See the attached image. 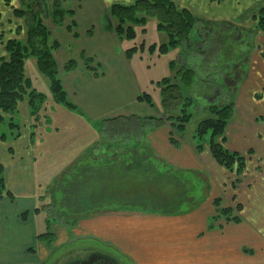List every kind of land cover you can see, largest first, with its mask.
Here are the masks:
<instances>
[{
    "label": "crops",
    "instance_id": "1",
    "mask_svg": "<svg viewBox=\"0 0 264 264\" xmlns=\"http://www.w3.org/2000/svg\"><path fill=\"white\" fill-rule=\"evenodd\" d=\"M58 1L66 12L62 22L56 23L48 16L45 24L51 36L59 42L54 55L62 85L80 111L69 110L71 112L66 114L60 108L59 112H51L47 109V103L51 106V102L45 100L41 111H50L49 118L53 120L55 131L58 132L60 124H70L73 135L83 136L86 127H95L92 121L125 115L160 114L154 112L147 103L137 100V95L142 92L139 84L146 80L149 84L153 83L154 79L146 78L145 75L159 61H162V68L166 65L170 68V75L165 76H173L177 66H187V62L178 56V48H171L163 54L157 50L152 53L148 51V45H158L167 40L164 32L165 36L158 34V41L147 39L149 28L157 30L156 19L152 17L145 25L135 26L136 36L133 39L118 38L108 8L113 3L133 0ZM172 1L198 18L195 27L204 43L207 39L203 38L204 31H213V26L218 27L217 24L228 23L240 29L236 35L238 38L244 35L245 30L252 31L248 35L254 36V46L243 61L247 68L245 70L234 61L233 70H238L240 78L231 89V97L223 100L232 101L234 105L224 131V146L245 156V169L234 183V173L212 157L207 145L208 138L203 141L202 148L198 149L195 129L186 133L185 126L177 132L169 123H163L146 133L143 141L152 157L158 159V166L166 167L170 170L167 175L173 176L170 180L158 179V182L174 186V192H165L170 195L163 199L164 203L177 200L178 206L166 208L159 205L145 209L131 205L125 206V209L121 206L102 208L101 211L98 208L99 211L91 215L90 211H85L73 226L61 228L65 238L58 240L56 237V244L58 242L63 247L76 238L86 237L90 243L98 241L116 248V253L131 264H264V31L256 29L253 18L264 0ZM19 7L18 0H9V4L0 0V56L6 54L3 45L7 39L25 36L23 20L13 13V9ZM73 26L74 31L71 30ZM205 33L208 36L212 32ZM140 42L145 47L131 57H126L125 50ZM198 45L204 44L198 41ZM84 57L91 58L89 67ZM173 57L178 58V61ZM70 58L76 60V66L66 71L63 64ZM171 60H174V66ZM125 83L136 86L125 103L120 99V92L110 93L99 89L100 84L115 89ZM214 100L215 97L211 101ZM115 110H121V113ZM30 119L28 102L22 100L18 104L17 113L12 117L16 124L13 127L17 128L15 135L11 132V138L7 140L6 134L0 131V164L4 170L6 189L11 194L0 198V264H66L68 260L60 254L59 246L46 245L36 238L38 233L34 215L40 205H36L40 194L36 195L34 191V169L35 165L41 168L39 164L45 160L47 132L34 133L37 137L34 145L31 140L34 129L30 127L33 121ZM91 132V140L94 142L100 137V131L92 129ZM90 146L82 145L73 151L71 157L64 160L62 168L65 169L68 162L79 156L81 159L87 158L92 152V149L91 152L86 150ZM103 150L101 148L99 152L103 153ZM126 151L123 148L124 154ZM81 163L86 161L81 160ZM106 174L109 178V174ZM134 174L143 181L146 178L141 169ZM65 179L64 175V184L67 183ZM150 181L154 183L156 179ZM195 182L201 189L199 193L193 190L174 199L177 185L191 184L193 187ZM101 189L92 188L95 198L102 195L99 192ZM121 194L127 198L137 195L123 191ZM142 196L147 201L159 200L146 193ZM185 201L187 205L183 207ZM218 207L231 208L229 215L237 216V220L226 219L223 215L215 217ZM71 258L73 264H79L74 254Z\"/></svg>",
    "mask_w": 264,
    "mask_h": 264
},
{
    "label": "trees",
    "instance_id": "2",
    "mask_svg": "<svg viewBox=\"0 0 264 264\" xmlns=\"http://www.w3.org/2000/svg\"><path fill=\"white\" fill-rule=\"evenodd\" d=\"M53 1L51 11L49 13L46 12L45 16H50L56 23L62 22L66 12L58 0L59 3H56V0ZM25 2L26 0L23 3ZM41 10L42 7L39 0H30L27 8L19 7L13 9L14 16L24 17L25 36L23 38H9L3 45L6 54L0 56V124L8 118L7 124L11 127L16 126L15 122L12 121V117L17 113L18 104L22 100H27L31 115H35L41 106L44 105L46 96L33 87L31 78L25 74V59L30 56L36 59L38 71L48 78L49 90L53 101L63 104L69 110L80 111L78 106L67 96L58 75L54 51L59 47V42L51 37L50 31L43 21ZM108 11L113 18V28L118 38L133 39L135 37L134 25H145L148 20L147 17H154L157 30L164 32L167 40L158 45L156 43L148 45L147 49L151 53L155 50L160 54L166 53L169 49L183 42L186 43V46H189L190 32L198 23V18L193 13L184 7H179L172 0L118 2L111 4ZM253 18L255 19L256 29L264 31V4L253 14ZM144 47V43L140 42L127 48L125 55L126 57H131L133 53L142 50ZM83 59L89 67L88 63L91 58L84 57ZM170 63L172 66L175 65L174 60H171ZM75 66L76 60L70 58L64 62L63 69L69 71ZM194 73L195 71L192 67L179 64L173 76H164L156 81V86L159 88L160 103L163 107V111L160 114L154 116L125 115L92 121L101 134L98 147L95 150L89 148L87 151L91 152L90 150L92 149V152L89 153L87 158L81 159L79 156L70 164L68 170L66 167L63 172V176L68 175L65 179L67 180L66 185H71L82 177V180L89 181L91 188L88 191H85L86 188L82 190L76 188V197L74 199H72L66 189H63V191L66 190L65 195L67 193L68 199L86 200L87 198L84 199L82 191H85V195H92L93 187L106 188L105 186L98 187L97 176L108 173L110 178H115L114 173H118V171L124 173L126 169L131 171L141 169L147 179L154 180L161 177V179L170 180L173 177L167 175L170 170L166 167H163V169L162 166H158V159L152 157L151 151L144 143L143 138L146 133L163 123H169L177 132L184 129L192 117V110L190 111L189 108L193 106L194 100L183 89H188L193 85ZM236 73L234 72L231 77L226 76V82L230 89H233L240 78V73ZM137 100L143 101L151 107L155 105L151 94L146 91L140 92L137 95ZM206 108L208 115L199 119L194 130L196 147L201 149L204 136L209 134L207 145L212 157L218 164L235 174L234 183H236L245 169L246 158L243 154L229 150L224 146V131L233 113V102L222 101L216 103V101H212L207 104ZM8 115H10V119ZM0 136L2 137V135ZM126 139L128 140L126 141ZM170 139L173 140V137ZM101 148H104V156H107L111 150L110 155L116 152L118 157L110 158V160L106 161H102L100 158L96 160L94 157L92 158L93 154L95 156ZM123 148L127 150L125 154L122 152ZM81 160L86 161V163H81ZM120 164L121 167L124 164L126 169H118ZM82 167H84L83 170H81ZM63 176L60 177L62 180ZM175 178L178 179L177 176ZM73 185H76V183ZM112 186L114 187V184ZM108 188L110 187L108 186ZM176 190V194H178L185 189L184 186L177 185ZM4 195L11 194L6 189L4 170L2 164H0V198ZM179 197L182 196L179 195ZM93 198L89 197L88 200ZM174 199H176V196ZM63 200L65 199L63 198ZM230 209L229 207H218L215 217L223 215L226 216V219L237 220V216L229 215ZM82 213H85V211ZM81 214L74 219L72 224L81 217ZM53 235L52 232L45 231L38 233L37 237L51 241L54 239Z\"/></svg>",
    "mask_w": 264,
    "mask_h": 264
},
{
    "label": "rangeland",
    "instance_id": "3",
    "mask_svg": "<svg viewBox=\"0 0 264 264\" xmlns=\"http://www.w3.org/2000/svg\"><path fill=\"white\" fill-rule=\"evenodd\" d=\"M7 4H9V0H5ZM30 0H26L25 3L24 0H18L21 8H27V5H29ZM41 2V15L43 17V21L46 22V16L45 13H49L51 11V6H53V0L51 3V0H39ZM56 3H59L57 0ZM50 15V14H48ZM24 18V17H23ZM21 18L22 20H24ZM152 17H147V19H150ZM23 28L25 29V24L23 23ZM135 26L139 25H134ZM141 26V25H140ZM215 26V25H214ZM213 26L212 30H205L204 31V39L207 38L205 43L204 40H201V36L199 37V33H197V28L194 27L192 31L190 32V45L186 46V43L183 42L182 44L173 47L178 48L179 53L178 56L182 58L183 60H186L187 66H190L194 69V79H193V85L188 89H183L186 93L190 94L193 98V106H191L189 109L192 112V117L190 121L186 124V133L193 132L195 129L197 122L200 118L205 117L208 115L207 111V104L209 102H212V98L216 100V103H220L223 100L229 99L231 97V89L229 88V85L225 84L227 78L224 79V76L231 77L234 73V61H237L240 65V67H244L245 70L247 66L243 61H245L246 56L250 53L252 49V45L254 46L253 42L255 41L254 36H249V32L245 30L243 33L244 35L241 38L236 37L238 34V28L235 29V27L231 24L224 23V24H217L218 27ZM220 26V27H219ZM74 29V26L71 28L72 31ZM152 30V31H151ZM212 32L211 34H208L206 36L205 32ZM158 31L156 29H150L149 33L147 34L148 40L158 41V34L161 36H165L163 32L157 33ZM25 34V33H24ZM136 36V31H135ZM52 37V36H51ZM235 37V38H234ZM54 38V37H52ZM198 41H201L204 45H198ZM199 47H198V46ZM181 50V53H180ZM190 50L192 53H190ZM240 51V52H239ZM168 52V51H167ZM166 52V53H167ZM249 52V53H248ZM226 56H225V55ZM177 57V56H176ZM176 57H173L178 61ZM74 59V58H73ZM214 63V64H210ZM162 61H159L157 64H155V67H150V71L146 73L145 77H151L153 78V83L143 82L142 84H139L140 91H146L151 94L152 100L154 102V106L151 107L154 112L161 113L163 111V107L160 103V94H159V88L156 86V80L160 79L162 76L170 75L171 71L169 66H164V68L161 67ZM214 65V66H213ZM238 69V68H237ZM137 75L139 73L138 69L136 68ZM25 73L28 75L31 80L33 86L37 87V90L44 93V95L47 97L45 99L46 101L49 100L51 102V106L49 102L47 103L49 109L51 112L53 110H57L59 112V109L61 108L63 112L68 114L69 109L65 107L63 104H56L51 96L50 90H49V80L46 76L42 75L38 69L36 64V59L34 57H29L25 62ZM238 74V70L237 73ZM242 74V72H241ZM140 77V75H139ZM136 86H132V84L125 83L124 86L119 88H111L107 84H100L99 89L104 91H110V93L118 91L120 92L122 103L127 102L128 98L131 95V92L134 91ZM122 93V94H121ZM212 98H209V97ZM226 96V97H225ZM46 101L44 103H46ZM121 103V104H122ZM59 106V107H58ZM43 105L41 106L40 110L35 114L31 115V119L33 121V125L30 126L32 129H34L33 133L31 134V140L32 143L35 145L37 143V137L34 133L38 132L37 134H42L44 131L47 132L46 140H45V146L46 149V157L43 162H41L39 165L41 168H39L37 165H35L34 169V191L36 195L40 194L38 197L36 205H39V208L35 212L34 220H35V229L37 233H42L45 231L52 232L54 235V239L49 240H43L39 239L36 235V238L44 242V244L58 247L60 243L57 242L56 239L61 240L65 238L64 234H62V227L64 229H67V227L73 226L72 222L74 219L77 218V216H80V214L84 211H90L91 214H95L96 210L100 208V211L102 208L104 209H113L116 207L124 208L125 206H137V207H143L145 209H148L147 207H177L178 201H166L164 203L163 199L169 197L171 191L174 190V186H170V183H162L158 182L160 180L156 179V181H153L154 183H151V179H147V177L144 179L139 178L138 175L134 174V170H128L124 166V164L121 167V164L118 165V169L124 168L126 171L124 174L121 171H118V173H114L115 178L113 177H106L107 174H100L101 176H97L98 178V187L105 186L106 188L99 190V192L102 193V195H99L95 198L93 195H85V191L90 190L91 186L90 183H88V180H82V177L78 179L76 185L64 184V181L60 178L63 176L64 172V160L71 157L73 151H76L77 148H79L82 145H91L93 150H95L100 142V138L96 141H92L91 136L93 135L92 129H98V127H86L87 130L83 131V136L73 135V132L71 131V125L66 124L62 125L60 124L58 126V132L54 129V123L53 120H51L49 117V110L42 112ZM116 113H121V110H115ZM25 116V115H24ZM10 119V115H8ZM30 119V120H31ZM72 121V120H70ZM99 121V120H97ZM8 118H6L1 124H0V131L4 132L6 134V139L9 140L11 138V132L13 135L16 132V127H12L7 125ZM92 128V129H91ZM54 129V130H53ZM73 129L76 130V127ZM15 130V131H14ZM91 130V131H88ZM176 131L175 129H173ZM107 133V132H106ZM109 134V133H108ZM40 136V135H38ZM101 136V134H100ZM108 137V135H107ZM209 137V134H206L203 138V141H205ZM104 138V135H103ZM128 139H126L127 141ZM50 142L51 144H49ZM116 142V141H115ZM114 143V142H113ZM90 146V147H91ZM86 147V146H85ZM90 147H87L86 150H88ZM118 148V147H117ZM110 150V149H109ZM85 151V150H84ZM111 150L107 154V156H104V153L98 152L95 156L93 154L92 158L99 159L102 161L110 160V158H117L116 152H113L111 154ZM78 158V157H77ZM75 160V159H74ZM119 160V159H116ZM73 162V161H72ZM72 162H68V167ZM124 166V167H123ZM106 168V166H104ZM121 170V169H120ZM106 173V172H105ZM66 176H68L66 174ZM71 177V176H70ZM94 178V177H91ZM96 178V179H97ZM69 179V177H68ZM108 179V180H107ZM113 180V181H112ZM114 184V187L112 186ZM97 185V184H96ZM125 185V186H124ZM108 186L110 188H108ZM112 186V187H111ZM65 187V188H64ZM77 189H85V191H82L84 199L86 200H70L68 199L67 193L65 195V191L67 190L70 193V196L72 199L76 197L75 190ZM102 188V187H101ZM63 189H66L63 191ZM184 191L181 190L176 197L184 194L191 193V191L196 190L198 193L200 192L199 184L195 182V186L192 187V185H185ZM106 190L109 192L107 193ZM122 191L124 193H136V196H132V198L125 197L126 195L121 194ZM169 191V194H165V192ZM143 193H146L147 195L155 196L156 199L159 200H153V201H147L146 198L142 196ZM65 195V196H64ZM8 196V195H7ZM69 196V198H70ZM89 197H94L93 199H89ZM63 198L65 200H63ZM181 199H179L180 202ZM93 202V203H92ZM160 205V206H159ZM183 207L187 205V202H183ZM125 209V208H124ZM152 209V208H149ZM99 211V210H97ZM62 225H60V224ZM71 223V224H70ZM57 237V238H56ZM78 241L83 243H90V240H88L86 237L84 238H76L74 241H72L75 245L78 244ZM92 244H94L97 248H102L105 252H116L117 250L114 247L109 246L108 244H105L103 242L98 241H92ZM68 245V244H67ZM65 245H63L64 247ZM62 248V246H59L58 249ZM128 264L129 261L124 258ZM70 264V262H69Z\"/></svg>",
    "mask_w": 264,
    "mask_h": 264
},
{
    "label": "flooded vegetation",
    "instance_id": "4",
    "mask_svg": "<svg viewBox=\"0 0 264 264\" xmlns=\"http://www.w3.org/2000/svg\"><path fill=\"white\" fill-rule=\"evenodd\" d=\"M67 244H65L64 247L60 248V254L63 258L68 260V263L70 262V264H73L74 261V257L71 258L73 254L77 258L76 261L79 264H128L116 252H105L102 248H97L94 244L89 242L85 243L83 241V243H81L78 241V244L75 245L71 241ZM68 263L66 261V264Z\"/></svg>",
    "mask_w": 264,
    "mask_h": 264
}]
</instances>
